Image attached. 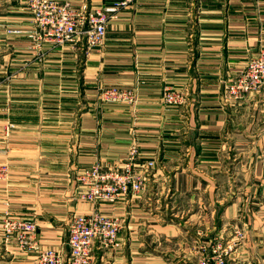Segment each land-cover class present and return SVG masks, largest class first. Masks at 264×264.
<instances>
[{"label": "crops", "instance_id": "1", "mask_svg": "<svg viewBox=\"0 0 264 264\" xmlns=\"http://www.w3.org/2000/svg\"><path fill=\"white\" fill-rule=\"evenodd\" d=\"M2 1L0 163L10 179L0 183V264H36L4 243L6 211L35 221L43 248L68 254L72 218L96 208L125 221L123 249L96 252L97 264H197L201 243L228 246L236 229L245 240L231 263L264 264V91L219 99L264 52V0H140L110 22L103 47L45 46L43 58L30 49L27 0ZM71 1L94 9L120 0ZM165 87L186 103L166 106ZM111 88L135 90L138 103L102 102ZM134 142L143 163L157 159L149 189L115 208L81 201L77 169L123 163Z\"/></svg>", "mask_w": 264, "mask_h": 264}, {"label": "built area", "instance_id": "2", "mask_svg": "<svg viewBox=\"0 0 264 264\" xmlns=\"http://www.w3.org/2000/svg\"><path fill=\"white\" fill-rule=\"evenodd\" d=\"M203 5L218 0H198ZM140 0H120L113 6L91 8L88 5L76 9L71 0H27L32 14L31 51L38 57L45 56V46L53 48L66 45H81L88 55L104 46L111 21L116 20L124 10L133 7ZM10 33H13L10 31ZM19 34V32H14ZM194 33L189 36V46H193ZM264 91V52L253 57L244 72L231 84H225L219 92V99L225 105H233L250 95ZM102 102L110 104L138 103V94L133 89L111 88L100 91ZM184 92L165 87L162 102L169 107H179L186 103ZM137 142L130 147L126 161L117 165L96 162L88 168L77 169L75 184L78 198L97 207L101 204L115 206L129 196L131 199L149 189L150 174L157 165V159L143 163ZM10 179V167L0 164V183ZM125 221L114 214H104L96 208L90 214L75 215L69 223V253L63 250L43 248L38 240V224L33 220L16 217L6 211L1 231L4 243H15L21 252L36 255V264H97L96 252L123 249L121 232ZM237 242L230 243L228 249L220 252L221 245L211 247V254H204L199 264H232L230 253L245 240L242 230H235Z\"/></svg>", "mask_w": 264, "mask_h": 264}, {"label": "rangeland", "instance_id": "3", "mask_svg": "<svg viewBox=\"0 0 264 264\" xmlns=\"http://www.w3.org/2000/svg\"><path fill=\"white\" fill-rule=\"evenodd\" d=\"M2 0H0V10H1V6H2ZM1 44L2 43H0V54H1V51H2V46H1ZM1 59V58H0ZM0 64H1V60H0ZM13 130H14V125H12V123H8L7 124V126H6V128L4 129V137H5V139L7 140V139H9L10 137H11V134H12V132H13ZM1 164V163H0ZM2 164H6V163H2ZM8 165V164H7ZM9 166V165H8ZM214 245V244H213ZM216 245H221V250H220V252H222V251H225L226 249H228V246L226 245V242H225V240H220L219 239V242L216 244ZM200 247H201V249H200V253L198 254V257L195 259L196 260V262H197V264H199V260H201L202 259V254L204 253V247L206 246V248H207V252L206 253H204V254H211V250L209 251V249L212 247H208L206 244H204V243H201V245H199ZM215 246V245H214Z\"/></svg>", "mask_w": 264, "mask_h": 264}]
</instances>
